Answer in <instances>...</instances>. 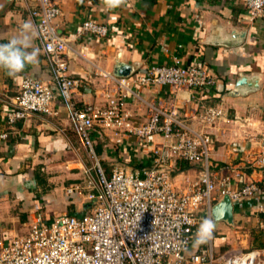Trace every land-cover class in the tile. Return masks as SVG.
<instances>
[{"label": "crops", "instance_id": "obj_1", "mask_svg": "<svg viewBox=\"0 0 264 264\" xmlns=\"http://www.w3.org/2000/svg\"><path fill=\"white\" fill-rule=\"evenodd\" d=\"M56 2L61 8L59 33L69 41L71 76L83 83L75 96L78 104L106 107L102 94H112L115 83L104 75L119 78L115 72L121 63L132 67L129 78L145 75L151 66L176 61L205 69L216 78V87L209 93L180 94L177 107L181 119L201 131L193 120L195 114L209 107L223 110L224 116L209 129L213 173L233 177L237 187L251 182L264 187V166L254 162L264 140V12L253 17L245 0H124L114 9L106 7L103 0ZM30 9L26 0H0V44L20 37L21 26L30 21L35 31L29 34L28 51L38 50L36 62L16 77L0 70V126L10 132L9 139L0 142V242L28 233L35 213L54 219L76 210L85 197L77 194L71 198L67 190L82 185L85 170L94 165L89 166L83 157L85 147L54 83ZM86 20L107 24L109 36L76 39V27ZM233 31L246 35L237 38ZM242 77L257 81L259 86L237 87ZM26 78L52 87L54 114L32 115L8 126L7 114L14 109ZM133 87L140 98L128 99L126 108L138 124L147 120V104L172 99L167 87ZM93 139L109 175L115 167L131 171L138 169L135 165L152 164V150L162 142L157 137L153 143L140 145L131 138L117 144L109 133L95 134ZM188 166L181 170L176 163L174 167L178 189L200 177L198 164ZM261 208L264 210V203ZM85 210L89 211L90 205L82 206L81 213Z\"/></svg>", "mask_w": 264, "mask_h": 264}, {"label": "built area", "instance_id": "obj_2", "mask_svg": "<svg viewBox=\"0 0 264 264\" xmlns=\"http://www.w3.org/2000/svg\"><path fill=\"white\" fill-rule=\"evenodd\" d=\"M26 1L52 66L54 83L67 102L75 130L94 163L92 169L85 170L88 181L67 190L71 198L77 194L85 197L90 210L79 216L65 213L54 219L35 213L27 235L0 242V264H264V248L222 253L211 237L204 247L192 246L200 225L204 221L213 223L212 210L221 199L228 196L235 204L259 192L255 182L237 187L233 177L213 173L209 129L224 116L223 110L209 107L195 114L193 120L201 131L181 119L179 95L209 93L216 87V78L205 69L178 61L154 65L142 76L104 75L115 83L112 94H102L106 107L80 105L75 96L83 83L70 73L69 41L59 33L57 24L61 8L56 0ZM245 6L253 17L264 12V0H245ZM109 34L107 24L86 20L76 27L74 36L79 40L103 39ZM133 86L167 87L172 99L147 104V120L138 124L126 108L128 99L140 98ZM55 98L48 83L24 79L14 109L7 114V125L36 114L53 115ZM108 133L117 144L133 138L146 145L160 137L162 142L152 150L151 167L131 171L115 167L110 175L106 174L93 136ZM9 137L10 132L0 126V142ZM177 162L198 164L200 178L187 181L184 189H178L172 175ZM254 162L264 166V140Z\"/></svg>", "mask_w": 264, "mask_h": 264}, {"label": "rangeland", "instance_id": "obj_3", "mask_svg": "<svg viewBox=\"0 0 264 264\" xmlns=\"http://www.w3.org/2000/svg\"><path fill=\"white\" fill-rule=\"evenodd\" d=\"M93 141L95 144L94 139ZM83 152H84L83 157L87 159V163L89 164V166H92L93 161L91 157L89 156V154L86 152L85 149H83ZM95 173L96 172L94 171V174ZM81 180H82L81 184L84 185L88 181V176L84 174ZM213 196H217V193H214ZM83 201L85 200H82V202L80 203V205H78V208L76 210L70 211L69 213L78 212L79 214L77 213L75 215L79 216L82 210V205L84 203ZM213 224L215 225V228L212 232L211 239L213 240V237L216 238L217 235L221 237H225L222 243L216 247H229L228 250H234V251L247 250L253 247L254 248L264 247V215L259 216L256 214L252 215L250 213H245V214L236 213L234 215V224L232 226L227 225L223 222H214ZM25 234L28 233L25 232Z\"/></svg>", "mask_w": 264, "mask_h": 264}, {"label": "clouds", "instance_id": "obj_4", "mask_svg": "<svg viewBox=\"0 0 264 264\" xmlns=\"http://www.w3.org/2000/svg\"><path fill=\"white\" fill-rule=\"evenodd\" d=\"M109 9L119 7L124 0H103ZM35 29L30 21L21 26L22 35L11 39L6 44H0V70H4L8 76L16 77L22 73L26 66L34 64L37 60L38 50L28 51L30 47L29 34ZM215 225L211 221H204L199 228L195 245L206 242L212 235Z\"/></svg>", "mask_w": 264, "mask_h": 264}, {"label": "trees", "instance_id": "obj_5", "mask_svg": "<svg viewBox=\"0 0 264 264\" xmlns=\"http://www.w3.org/2000/svg\"><path fill=\"white\" fill-rule=\"evenodd\" d=\"M96 153L97 155L100 154L101 150L100 148L96 149ZM99 157V156H98ZM178 165H180V168L181 170H185L186 168H189L188 164L184 163V162H177ZM101 165L105 171V173H108V170L106 169L105 165L103 164V162L101 161ZM152 164H149V165H135L134 167L135 168H138V169H142V168H149L151 167ZM177 173L173 172L172 175L173 177L176 175ZM259 186V192L252 198H249V199H245V200H242L238 203H235V213H238V214H245V213H250L252 215H261L263 216L264 215V210L261 208L262 204L264 203V187L262 184H258ZM87 194V193H85ZM83 209L84 208H87L88 204H85L83 203ZM85 212H88L85 210ZM83 212V213H85ZM81 213V214H83ZM71 215H75L76 213H69ZM225 239V237H221L219 235H217V237H213V244L214 246H219L222 241ZM195 240H196V237L194 238L193 240V247L195 246ZM217 243V244H216ZM208 244V240H206V242L204 243H201L199 244L200 247H204ZM254 248V247H253ZM261 248H264V247H261ZM229 247H220V251L223 253V252H226V251H229L228 250Z\"/></svg>", "mask_w": 264, "mask_h": 264}, {"label": "water", "instance_id": "obj_6", "mask_svg": "<svg viewBox=\"0 0 264 264\" xmlns=\"http://www.w3.org/2000/svg\"><path fill=\"white\" fill-rule=\"evenodd\" d=\"M233 35H237V38H244L246 33H238L233 31ZM132 67L126 64H119L116 68V76L119 78H129L132 75ZM254 87L257 88V81H250L247 77H242L237 82V87ZM213 223L214 222H223L227 225L232 226L234 224V203L231 199L226 196L217 204L214 205L212 210Z\"/></svg>", "mask_w": 264, "mask_h": 264}]
</instances>
